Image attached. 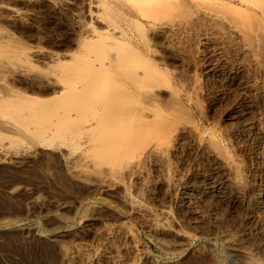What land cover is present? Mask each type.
<instances>
[{"label":"rangeland","instance_id":"rangeland-1","mask_svg":"<svg viewBox=\"0 0 264 264\" xmlns=\"http://www.w3.org/2000/svg\"><path fill=\"white\" fill-rule=\"evenodd\" d=\"M63 1L0 0V264H264V0Z\"/></svg>","mask_w":264,"mask_h":264},{"label":"bare ground","instance_id":"bare-ground-1","mask_svg":"<svg viewBox=\"0 0 264 264\" xmlns=\"http://www.w3.org/2000/svg\"><path fill=\"white\" fill-rule=\"evenodd\" d=\"M51 1H55V0H51ZM63 1V0H62ZM151 1H153V0H137V2L132 6H126L124 3H122V2H120V1H117V0H98L96 3L97 4H95L94 6H96V5H104V4H109L110 6H111V8H112V10L113 11H115V12H117L118 14H120L122 17H124L125 19H127L128 21V24H135L136 26H139V27H142V28H144V29H146V28H148L150 25L152 26V25H154V24H156V23H154L153 21H151V19L152 18H150L149 16V11L147 12V9H146V7L144 6V4L146 3V2H151ZM154 1H157L160 5L159 6H157V7H159V9L161 8L160 6H163V4H165V2L166 1H172V2H175L176 4H183L185 1L184 0H154ZM225 1H227L228 3H230V4H232L231 2V0H225ZM240 1H242V2H244V0H240ZM84 2H85V0H84ZM83 2V3H84ZM64 5H66L67 4V2L66 1H63L62 2ZM92 4H94V2H93V0L90 2V7H89V12H91L92 14L94 13V11L91 9V5ZM235 4V3H234ZM88 5V6H89ZM233 5V4H232ZM234 6V5H233ZM156 7V8H157ZM85 8V7H84ZM86 10H88V9H86ZM161 10V9H160ZM248 10H251V11H253V9H251V8H249V6L247 5V11ZM159 11V10H158ZM157 11V12H158ZM162 11V10H161ZM88 12V13H89ZM95 13H97V12H95ZM94 13V15H96ZM99 13V12H98ZM155 13H156V11H155ZM159 13V12H158ZM253 13H255V10H254V12ZM92 14H90L91 16H92ZM264 15V14H263ZM92 18V17H91ZM262 18V17H261ZM92 21V20H91ZM92 24V23H91ZM150 26V27H151ZM95 30V29H94ZM96 32H95V34H97V35H93V36H91V37H89L88 36V38L90 39V40H97V39H95V38H98L99 37V34H100V31H97V30H95ZM106 31H111L110 29H107ZM90 32V31H89ZM98 32V33H97ZM94 33V32H93ZM110 34H111V40H117V39H124V40H126V41H128L129 43H134V41H133V38L132 37H129L130 36V34L128 33V31L127 30H125V29H123L122 31H121V33H120V36H116V34L114 33V31L113 32H110ZM92 35V34H91ZM87 37V36H86ZM87 38V39H88ZM41 54V53H40ZM13 92H15L14 90H13ZM17 93V92H16ZM5 94V93H4ZM10 94H12L11 92H10ZM21 94V93H20ZM3 96V95H2ZM4 96H7V95H4ZM12 96H13V94H12ZM19 96H21V95H19ZM23 96V95H22ZM21 96V97H22ZM8 97H9V95H8ZM11 97V96H10ZM15 97H16V94H15ZM17 97H18V94H17ZM1 98V97H0ZM5 98H7V97H5ZM5 98H3V100L5 101L6 99ZM19 98V97H18ZM24 98V97H23ZM26 98V97H25ZM2 99V98H1ZM0 99V100H1ZM12 100V99H11ZM14 100H15V98H14ZM18 100V99H17ZM22 101V100H21ZM3 102V101H2ZM4 103H6V101L4 102ZM3 104V103H2ZM26 113V112H25ZM23 114V113H22ZM27 114V113H26ZM28 116V115H27ZM32 116V115H31ZM5 125H7V124H5ZM91 126V124H89V125H85L83 128H88V127H90ZM3 127V126H2ZM7 127V126H6ZM16 127V126H15ZM1 128V127H0ZM8 128V127H7ZM3 129V128H2ZM17 130V129H16ZM261 201V200H260ZM262 203H263V201H262ZM67 226V225H66ZM228 241H230L229 239H228ZM213 242V241H212ZM220 243V242H219ZM229 243V242H228ZM232 245V244H231ZM217 246V245H216ZM218 257V256H217ZM220 258V257H219ZM221 259V258H220ZM224 260V259H223ZM223 260H221V261H223Z\"/></svg>","mask_w":264,"mask_h":264}]
</instances>
